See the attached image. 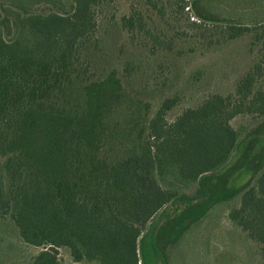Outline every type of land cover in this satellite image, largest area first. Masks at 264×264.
Returning a JSON list of instances; mask_svg holds the SVG:
<instances>
[{
    "label": "trees",
    "instance_id": "trees-1",
    "mask_svg": "<svg viewBox=\"0 0 264 264\" xmlns=\"http://www.w3.org/2000/svg\"><path fill=\"white\" fill-rule=\"evenodd\" d=\"M114 1L70 0L66 12L52 0H0V27L11 34L0 35V219L42 248L32 264H62L61 248L78 263L165 264L159 240L168 221L176 233L193 213L240 195L230 219L264 246L263 135L242 137L231 125L239 114L264 115V63L234 96L208 97L173 122L178 100L168 98L149 118L130 65L96 70L100 8ZM141 7L122 19L132 36L145 30ZM214 21L235 34L249 29ZM244 174L246 183L230 186Z\"/></svg>",
    "mask_w": 264,
    "mask_h": 264
},
{
    "label": "rangeland",
    "instance_id": "rangeland-1",
    "mask_svg": "<svg viewBox=\"0 0 264 264\" xmlns=\"http://www.w3.org/2000/svg\"><path fill=\"white\" fill-rule=\"evenodd\" d=\"M52 1L57 8L71 11L70 0ZM153 1L156 6L148 0H115L100 8L101 49L95 60L98 72L116 69L122 73L127 65L133 68L128 80L133 94L150 104L149 118L168 98L178 100L167 115L173 122L208 97L234 96L241 80L264 63V37L258 26L264 19V0H185L184 10L175 0ZM139 5L144 8L145 30L132 36L122 19ZM44 8L57 11L50 5ZM200 13L213 21L201 19ZM221 19L249 29L235 34L229 29L232 25L214 21ZM0 35L11 37L4 27H0ZM231 125L242 137L259 133L264 139V115L239 114ZM247 180V174L238 176L230 186L240 187ZM160 181L169 187L165 174ZM173 188L189 196L198 191L196 184ZM239 206L240 195L209 204L204 214L193 213V218L178 225L176 233V222L168 221L159 240L165 264H264V246L230 219L231 210ZM41 251L22 240L9 217L0 219V264H32ZM59 254L62 264H98L75 262L68 248H61Z\"/></svg>",
    "mask_w": 264,
    "mask_h": 264
}]
</instances>
